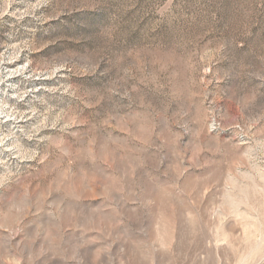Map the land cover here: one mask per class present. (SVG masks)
I'll list each match as a JSON object with an SVG mask.
<instances>
[{
	"label": "rangeland",
	"instance_id": "374dc122",
	"mask_svg": "<svg viewBox=\"0 0 264 264\" xmlns=\"http://www.w3.org/2000/svg\"><path fill=\"white\" fill-rule=\"evenodd\" d=\"M0 264H264V0H0Z\"/></svg>",
	"mask_w": 264,
	"mask_h": 264
},
{
	"label": "bare ground",
	"instance_id": "6f19581e",
	"mask_svg": "<svg viewBox=\"0 0 264 264\" xmlns=\"http://www.w3.org/2000/svg\"><path fill=\"white\" fill-rule=\"evenodd\" d=\"M215 128H217V127H215ZM213 130V129H212Z\"/></svg>",
	"mask_w": 264,
	"mask_h": 264
}]
</instances>
